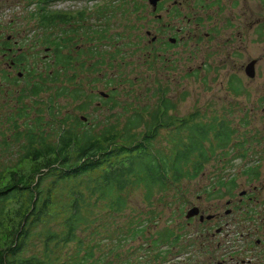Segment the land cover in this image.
Wrapping results in <instances>:
<instances>
[{
	"label": "rangeland",
	"instance_id": "obj_1",
	"mask_svg": "<svg viewBox=\"0 0 264 264\" xmlns=\"http://www.w3.org/2000/svg\"><path fill=\"white\" fill-rule=\"evenodd\" d=\"M30 2L0 0V170L12 166L18 159L26 145V133L39 114L38 107L29 98L22 100L19 97L26 84V80H22L23 73L36 68L42 72L44 63H50L52 59V56L43 58V52L49 48L38 43L44 31L32 20L31 14L36 6ZM241 8L243 6L239 4L231 13L236 16L237 12L239 15ZM248 8L252 21L247 28L245 21L242 22V27L237 31L240 34L238 41L233 39V43H228L231 36H225L222 40L227 45H233L238 52H224L226 47L220 43V33L213 28L217 18L212 12H208L213 17L210 24L200 25L195 34L185 33L182 43L168 52H161L156 51L160 46L150 44L151 41L145 36L146 30L152 32L156 28V20L154 22L150 18L152 10L148 0H119L112 6L109 0H79L55 2L48 7L54 14L74 16L81 13L85 18L84 25L90 28L99 24L94 14L102 9L107 15L109 30L106 45L105 40L91 43L85 39V33H80L77 45L72 43L74 45L70 52H89L88 47H97L98 51H104L107 55L100 58L101 66L96 72L88 70L89 63L81 57L77 60L76 80L70 83L72 73H67V78L62 75L61 82L50 87L54 93L66 88L77 92L71 93L73 97L79 92L85 95L81 97L82 93L75 100L59 96L56 103L53 102V110L56 107L61 115L50 119L43 109L42 118L45 119L41 125L48 122L46 125L52 126L56 121V129L58 120L62 118L69 125L85 118L86 123L78 126V132L86 130L100 136L113 133L114 130H109L112 125L118 126L115 133L121 130V136H126L127 115L123 114V108L126 107L129 114L135 110L144 119L149 118V114L157 109L158 99L163 97L169 106L167 116L176 120L174 126L181 120L195 116L205 124L216 120L217 124L227 126L233 133L226 153L212 159L196 179L184 180L177 189L170 187L162 195L155 193L150 202L145 201L142 187H128L123 192L126 208L118 214L97 213L96 223L86 232H80V246L76 242L57 248L53 244L45 247L34 239L22 254L23 257L35 254L38 258L52 257L74 263L75 256L69 257L79 249L82 256L92 253L90 262L95 264H216L219 261L224 264H264V30L261 29V26L264 29V4L256 2ZM167 11L163 10L161 14L165 19L172 15ZM183 11L188 15V9ZM145 18L146 21L140 22ZM103 25L100 24L101 27ZM144 25H147L146 29ZM161 25H165V22H161ZM59 27L66 28L62 25ZM132 28L137 31L129 34L128 29ZM259 33L262 35L259 36ZM124 35H129V38L125 39ZM132 35L141 38V46L127 44L133 43ZM143 38L145 43L142 42ZM4 42L6 44L2 46ZM6 48H11L12 54L2 55ZM20 55L22 59L18 58ZM82 60L85 63L79 67ZM253 60L257 61L255 78L249 79L245 77L243 69ZM188 70L190 72L186 76ZM4 77L8 81H4ZM231 77L241 81V96H233L229 87ZM12 79L16 80L15 84L11 83ZM50 91L42 95L44 100L52 95ZM90 92H93L90 98H96L95 101L99 100L98 93L102 92L109 95L108 99L112 97L111 102L104 104V101L101 109H94L95 102H84L90 99H87ZM114 102L119 107L112 111L110 107ZM127 104L129 106H125ZM85 107L86 110H81ZM24 109L27 116L17 121L20 131H14L13 121L17 120L18 112ZM41 125L38 123L35 128L36 136L47 130L46 126L40 130ZM174 130L171 128L166 132L160 129L154 141L155 148L168 146L165 136ZM145 131L146 127L138 126L128 134L140 135ZM18 133L20 137H17ZM52 134L49 130L45 132L54 140L56 133ZM238 143H245L247 155L243 160L237 159L241 150L235 147ZM246 166L257 167L258 179L248 182L247 176L242 173ZM231 178L235 182L231 195L219 197V192L225 190L218 181L222 179L228 183ZM241 192H246V195L241 197ZM191 207L203 211L204 216L216 215L221 219L219 222L204 220L200 223L199 216H196L186 220L185 214ZM247 209L260 214L254 215L255 221L244 220ZM227 211L230 214L225 215ZM59 224L60 221L53 223L51 231H59ZM129 226L141 228L143 233L134 235L129 232ZM165 228L172 229L180 236L179 242L169 248L153 246L158 233L165 234ZM218 229L220 234H215ZM211 235L214 237L211 238ZM5 236L0 235V243L4 242ZM118 238L121 245L117 243ZM158 248L164 252L160 258L156 257Z\"/></svg>",
	"mask_w": 264,
	"mask_h": 264
},
{
	"label": "trees",
	"instance_id": "obj_2",
	"mask_svg": "<svg viewBox=\"0 0 264 264\" xmlns=\"http://www.w3.org/2000/svg\"><path fill=\"white\" fill-rule=\"evenodd\" d=\"M30 1L36 6L35 12L31 14L32 20L44 31L38 43L49 48L46 50L51 52L49 56L52 59L50 63H44L42 72H38L36 68L31 71L27 69L23 73L22 80H26V84L19 97L22 100L29 98L38 107L39 114L34 120L36 126L34 124L26 133V145L18 159L12 166L0 170V235L6 234L4 242L0 243V264H95L90 262L92 253L82 256L79 249L69 257L75 256L74 263L52 257L38 258L35 254L23 257L22 254L34 239L45 247L53 244L57 248L76 242L80 246V232H86L96 223L97 213L118 214L126 208L123 192L128 187H142L145 201L150 202L155 193L162 195L170 187L177 189L184 180L196 179L212 159L226 153L233 131L223 124H217L216 120L205 124L195 116L181 120L174 126L176 120L167 116L169 106L167 107L163 97L158 99L157 109L149 114V129L153 130L148 135L128 134L136 130L140 117L135 110L129 114L126 107L123 108V114L127 115L124 130L126 136H121V130L115 133L118 126L112 125L109 130H114L113 133L100 136L86 130L78 132L77 128L81 123L75 121L69 125L62 121L64 118L58 120L56 129V121H53L52 126L46 125L48 122L41 125L45 119L42 118L43 109L50 119L61 115L56 107L53 110V102L56 103L59 96L75 100L83 93L79 92L73 97L71 93H77L76 91L57 88L59 91L54 93L50 88L61 82L62 75L67 78L71 61L78 62L82 57L90 65H98L100 58L104 57L103 54L96 53L100 52L97 47H88L87 54L78 53V58L74 59L70 52L74 45L72 43L77 45L80 33H85V39L91 43L108 39L109 29L102 9L94 14L99 24L93 28L84 25L85 18L81 13L68 16L63 13L54 14L48 9L55 2L79 0ZM115 1L119 0H109V5L112 6ZM100 24L104 25L101 27ZM61 25L66 28H60ZM4 44L6 43L2 46ZM63 50L67 52H62ZM18 58L22 59L23 56ZM84 61H81V67ZM59 66L64 67L62 75ZM3 80L8 81L5 77ZM11 81L16 83L15 79ZM69 82H72V78ZM229 87L234 95H242L239 80L230 79ZM47 91L53 93L44 100L42 95ZM111 98L106 102H111ZM117 107L119 104L114 102L110 110ZM18 113L17 120L13 121L14 131H20L17 121L27 116L25 109ZM38 123L41 125L40 130L46 126L47 130L56 133L54 140H51V135H45L47 130L36 136L34 131ZM171 128L175 129L174 132L165 136L168 146L155 148L154 141L159 130L165 129L167 132ZM20 135L18 133L17 137ZM244 144H235L236 148L241 149L237 159L246 158ZM242 173L247 176L248 182L259 177L257 167L246 166ZM218 184L225 190L223 193L219 192V197L231 195L235 187L233 178L228 183L220 179ZM254 215L260 214L247 209L244 220L255 221ZM57 221L61 222L60 230L51 231L50 226ZM260 226L262 228L261 223ZM164 230V235L158 233L153 246L174 247L180 236L172 229ZM129 232L141 234L143 229L129 226ZM117 243L121 245L120 238ZM161 249L158 248L157 258L164 254Z\"/></svg>",
	"mask_w": 264,
	"mask_h": 264
},
{
	"label": "flooded vegetation",
	"instance_id": "obj_3",
	"mask_svg": "<svg viewBox=\"0 0 264 264\" xmlns=\"http://www.w3.org/2000/svg\"><path fill=\"white\" fill-rule=\"evenodd\" d=\"M87 1L91 2V0H87ZM256 2H259L262 5L264 4V0H158L155 4V8L150 6L151 10H152L150 12V16H151L150 18H152L154 20V22L156 20V28L154 30H152V32L146 30L145 36L149 39L148 41H151L150 44H156V45L158 44V46H160V49L156 50V48H155L156 51L168 52L170 49L176 47L177 45H179L180 43L183 42L182 35H184L185 33L188 35H190L192 33L195 34L197 32V30L199 29L200 25L205 24V23L210 24L213 17L208 12H212L214 14V18H217L216 19L217 21H214L213 28H214V30H217L220 33L218 36L221 39L220 43L223 44V47H226V50L224 52H238L236 50V48H233V45H231V44L227 45L225 42H222V40L225 36H231L232 38H231L230 42H228V43H233V39L235 40V42L238 41L240 34L237 31L239 28L242 27V22L245 21V28H247L248 25L251 24V21H252V16H251V13L249 12L248 7L251 6V4L256 3ZM148 3H149V0H148ZM239 4L241 6H243V8H241L240 14L238 15V13L236 12V16H235L231 12L233 10L237 9ZM167 6L169 7L168 11H167ZM186 9L189 10L188 15L185 14V12L183 11ZM163 10L167 11L168 14L172 13V15L170 17H166V19H165L163 16H161V14H163ZM229 10H230V12H229ZM106 17H107V15H106ZM146 20H147V18L140 20V22H144ZM163 21L165 22V25L160 26L161 22H163ZM143 28L146 29L147 25H144ZM261 29H262V31L264 30L262 26H261ZM128 31L130 34L131 32H136L137 29L132 28V29H128ZM261 35L262 34L259 33V36H261ZM124 37H125V39H127V38H129V35H124ZM131 39L133 40V43H127L130 46H136V45L140 44V42H141V38L137 37L135 35H132ZM144 39L145 38L142 39L143 43H145ZM104 43L106 45V40L104 41ZM141 45L142 44H140V46ZM134 49H136V48H134ZM10 51H12L11 48H6V52L2 53V55L6 56L7 54H12V52H10ZM46 51L47 52H43L45 54L43 56L44 59H46L49 56V54L51 53V52H48L49 50H46ZM78 53L87 54L88 52H72V57L74 59L77 58ZM96 53H101L103 55H107V53L104 51L103 52H96ZM97 60H99V59H97ZM251 62H254V66H253L254 68L253 69L255 72V66L257 64V61L253 60V61L248 62L243 69V72H244V75L246 78H249V77L246 76L245 69ZM71 63H72L70 66L71 69L67 72L72 73V75H71L72 80H76V78H77V75H76L77 62L71 61ZM100 66H101L100 64L94 65V66H92V64L91 65L89 64L87 66V69L90 71L96 72L100 69ZM12 67L16 68L17 66L12 65ZM79 67H80V65H79ZM58 68L61 70V75H62L64 73L62 70L64 67L59 66ZM189 72H190V70L187 71L186 76L189 74ZM233 78L239 80L237 77H231V79H233ZM254 78H255V75H254ZM254 78H252V79H254ZM263 83H264V80H263ZM91 94H93V92L92 93L90 92L87 99H89L92 96ZM98 96H99L98 101H95L96 98H90L89 100H84V102L85 101L89 102V103L95 102L96 106L94 109L99 110L103 107L104 101H105L104 104H106V100H108L109 97H107V98L101 97L100 92L98 93ZM233 96H234V94H233ZM81 97H83V95H81ZM101 103H102V105H101ZM86 109H87V107L82 108L81 110H86ZM263 112H264V110H263ZM139 117H140V119L138 121L139 124L137 125V128H138V126L139 127H146V131L144 133H140V135H148V134L152 133L153 129L152 128H151V130L149 129L150 124H151L150 117L144 119L143 116H141L140 114H139ZM79 121L82 125L84 123H86L85 118L84 119L80 118ZM199 211H200V213L204 214L203 211H201V210H199ZM228 214H230V212ZM228 214L225 213V215H228ZM220 219H221L220 216L212 215V219L210 220V222L211 221L219 222ZM200 223H203V222H200ZM207 234H209V233H207ZM215 234H220V230L219 229L216 230ZM210 237L213 238L214 235H211ZM256 243L258 244L259 242H256ZM217 263L224 264L223 261H221V262L219 261Z\"/></svg>",
	"mask_w": 264,
	"mask_h": 264
},
{
	"label": "water",
	"instance_id": "obj_4",
	"mask_svg": "<svg viewBox=\"0 0 264 264\" xmlns=\"http://www.w3.org/2000/svg\"><path fill=\"white\" fill-rule=\"evenodd\" d=\"M158 0H149V5L153 8H155V4ZM254 62H251L245 69V73L246 76L249 77L250 79L254 78L255 72H254ZM264 85V83H263ZM102 97L107 98L108 95L101 93L100 94ZM245 194V192H241L240 196H243ZM229 212L227 211L226 214H228ZM196 216H199V222H203L204 220H211L212 216H204L203 214H200L199 209L197 207H191L190 209L187 210L186 214H185V219L189 220L192 219ZM217 264H222V263H217Z\"/></svg>",
	"mask_w": 264,
	"mask_h": 264
}]
</instances>
